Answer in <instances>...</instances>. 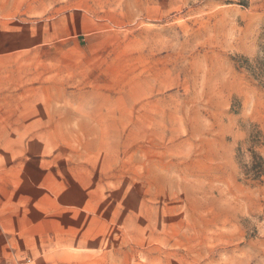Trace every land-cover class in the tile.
Here are the masks:
<instances>
[{"label": "rangeland", "instance_id": "1", "mask_svg": "<svg viewBox=\"0 0 264 264\" xmlns=\"http://www.w3.org/2000/svg\"><path fill=\"white\" fill-rule=\"evenodd\" d=\"M0 171L26 264H264V0H0Z\"/></svg>", "mask_w": 264, "mask_h": 264}, {"label": "crops", "instance_id": "2", "mask_svg": "<svg viewBox=\"0 0 264 264\" xmlns=\"http://www.w3.org/2000/svg\"><path fill=\"white\" fill-rule=\"evenodd\" d=\"M13 179H3L0 171V264H26L31 262L30 257H25L31 247L20 245L18 237L32 234L34 215L25 208L15 206L11 201L12 185L18 173H13ZM24 258V259H23Z\"/></svg>", "mask_w": 264, "mask_h": 264}]
</instances>
